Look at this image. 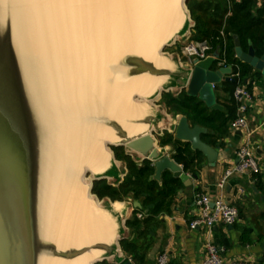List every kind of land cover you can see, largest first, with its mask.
Returning a JSON list of instances; mask_svg holds the SVG:
<instances>
[{"label": "bare ground", "instance_id": "obj_1", "mask_svg": "<svg viewBox=\"0 0 264 264\" xmlns=\"http://www.w3.org/2000/svg\"><path fill=\"white\" fill-rule=\"evenodd\" d=\"M15 13L31 41L43 96L60 127L57 169L46 215V239L61 249L80 250L112 242L116 222L89 192L85 170L110 166L107 143L118 138L111 127L90 126L96 115L114 118L130 137L148 125L146 99L167 76H129L117 64L137 54L157 68L174 69L160 50L184 20L183 0H13ZM127 74V75H126ZM117 204V207H121ZM98 249L74 258L47 257L43 264H93Z\"/></svg>", "mask_w": 264, "mask_h": 264}, {"label": "water", "instance_id": "obj_2", "mask_svg": "<svg viewBox=\"0 0 264 264\" xmlns=\"http://www.w3.org/2000/svg\"><path fill=\"white\" fill-rule=\"evenodd\" d=\"M187 2L183 0L184 20L181 27L162 46L160 51L163 54L166 47L174 46L192 32L194 22ZM233 38L236 58L259 71L264 80V56L258 57L253 47L245 52L239 37L234 35ZM168 58L174 64L172 70L157 68L137 54L124 55L117 64L129 76L145 73L167 76L162 87L148 98L133 96L134 101L140 99L138 103H143V100L150 102L149 112L144 118L129 120L131 124L148 125L145 133L130 137L122 125L107 116H92L88 121L90 126L111 127L118 138L116 143L106 144L112 158L105 171L96 174L84 171V176L91 179V196L116 222V237L112 242H98L80 250L61 249L46 239V215L56 176L60 122L46 104L42 77L38 74V59L31 41L24 35V26L15 13L13 0H0V264H43L47 257L74 258L90 248L103 252L93 262L98 264L121 252L120 241L124 239L126 230L125 212L121 213L113 207L111 200H101L93 193L96 181L107 180L112 184L109 179L117 170L113 148H124L140 165L142 161H150L155 169L151 180L161 183L163 174L170 172L184 186L192 184L183 166L165 155L164 149L159 147L157 129L163 118L159 116L155 103L161 100L164 93L185 90L209 109L222 111L224 108L218 103L214 85L222 86L224 82L234 84L237 80L232 77V65L216 67L217 53L204 61L194 60L192 68L182 64L180 58ZM247 82L248 79L245 84ZM153 97L155 99L149 100ZM172 121L171 131L175 138L190 144L192 150L207 157L210 166L214 165L217 153L202 140L206 129L198 125L192 127L185 116L174 115ZM262 200L264 202V195ZM133 208L142 210L143 207L135 201ZM119 260L117 264H134L132 260H122V255H119Z\"/></svg>", "mask_w": 264, "mask_h": 264}, {"label": "crops", "instance_id": "obj_3", "mask_svg": "<svg viewBox=\"0 0 264 264\" xmlns=\"http://www.w3.org/2000/svg\"><path fill=\"white\" fill-rule=\"evenodd\" d=\"M257 1L258 5H261V0ZM248 87L257 94L255 102L261 108L259 113L251 109L248 121L251 130L254 132L253 138L255 137V140L252 138L253 148L255 156L262 166V173L258 176L249 174L234 175L227 181L222 193L218 189L217 184L225 172L237 164L236 153L244 141L241 134L233 132L232 121L228 134L224 138L212 139L208 137L206 141L203 140L217 153L214 165L210 166L207 157L200 152V162L195 167L197 178L194 179L195 175L191 171L186 172L191 177L192 184L190 186H184L183 184L175 196L171 211L159 215L147 228L151 235L139 241L143 251L142 256L137 258V262L133 260V256L124 252L122 248L117 256L106 260V262L117 264L120 262L119 255H122V260H132L134 264H157L159 255L167 252L171 264H204L207 256L205 245L208 241H211L223 250L221 255L226 260H251L258 264H264V202L262 200L264 192L261 191L264 188V93L257 83L255 86L250 84ZM171 92L173 93V91ZM216 94L218 103L223 106L224 111L228 112L235 107L233 94L231 92L227 93L223 84L222 86H216ZM162 109L164 110V117L157 129L159 133L158 141H160L159 136H164L165 132L172 134V119L175 115L169 113L163 107ZM209 133L214 135V132H210L208 129L203 134ZM159 147H162L160 143ZM162 148L165 155L172 158L173 146L168 145ZM126 174L125 164L117 160V170L109 181L113 186H117L123 182ZM200 194H207L212 199L223 196L225 199L230 200L239 210L238 222L233 226L221 224L211 230L207 227L192 230L189 224L196 216L195 200ZM110 202L119 212H125L126 220L132 217L134 213L132 199L123 202ZM117 204L122 206L117 207ZM141 213L146 217V210L141 211ZM137 238L138 234H133L126 227L124 239L136 240Z\"/></svg>", "mask_w": 264, "mask_h": 264}, {"label": "trees", "instance_id": "obj_4", "mask_svg": "<svg viewBox=\"0 0 264 264\" xmlns=\"http://www.w3.org/2000/svg\"><path fill=\"white\" fill-rule=\"evenodd\" d=\"M187 6L194 22L191 32L192 40H208L214 51H220L228 64L236 66L234 70L239 71L242 83L247 79L263 81L259 71L236 58L233 36L239 37L245 52L253 47L258 57L264 56V0H261V5H258L257 0H188ZM236 83L224 82L223 87L227 93L233 94ZM161 102L169 113L187 117L192 127L198 125L214 132V135L203 134L202 140L205 141L208 137L224 138L228 134L231 122L236 118V105L228 112L211 110L185 90L178 95L171 92L164 93ZM159 139L162 147L173 146L172 159L183 165L185 172L191 171L194 175L197 174L195 167L199 165L200 152L193 151L190 144L177 140L174 134L169 132H165ZM113 151L116 159L125 164L127 174L123 182L117 186H113L107 180L96 181L93 193L101 200L123 202L132 199L133 202L141 203L142 210L135 209L132 217L126 220V227L133 234H138V238L120 241L122 250L133 256V260L137 262V258L142 256L143 251L139 241L150 237L151 233L147 228L159 215L171 211L175 196L183 183L174 178L170 172L163 174L161 183L151 180L155 169L150 161H142L140 165L136 159L126 153L124 148H113ZM261 191L264 192V188ZM145 210L148 211L146 217L139 219L138 212ZM98 264L109 263L104 261Z\"/></svg>", "mask_w": 264, "mask_h": 264}, {"label": "built area", "instance_id": "obj_5", "mask_svg": "<svg viewBox=\"0 0 264 264\" xmlns=\"http://www.w3.org/2000/svg\"><path fill=\"white\" fill-rule=\"evenodd\" d=\"M240 1V0H236ZM223 35V33H222ZM183 58H180L182 64H187L191 68L193 67L194 60L204 61L210 57H214L217 53L219 58L217 59L216 67H227L230 64L220 51H214L211 43L208 40L195 41L190 36L187 37L186 42L181 48ZM233 66V65H232ZM233 66L232 77L237 80L232 98L236 105V118L232 123V130L234 133H239L244 138L243 143L239 146L236 156L237 164L228 169L224 176L217 184L218 189L224 190L227 181L234 175H255L258 176L262 173V166L259 159L255 156L253 148V131L250 128L248 115L254 102L257 99V94L252 91L248 86L252 84L256 85L255 81L248 80L247 84L240 81V73L236 72ZM216 89V86L214 85ZM197 213L194 219L191 220L189 227L192 230H196L200 227H207L213 229L214 227L224 224L227 226L235 225L239 220V210L230 201L223 196L212 199L207 194H200L195 200ZM134 209V208H133ZM135 210V209H134ZM137 217L139 219L144 218V214L138 212ZM206 259L204 264H258L251 260H226L222 257L223 250L215 243L208 241L205 245ZM157 264H171L170 257L167 252H163L157 259Z\"/></svg>", "mask_w": 264, "mask_h": 264}, {"label": "rangeland", "instance_id": "obj_6", "mask_svg": "<svg viewBox=\"0 0 264 264\" xmlns=\"http://www.w3.org/2000/svg\"><path fill=\"white\" fill-rule=\"evenodd\" d=\"M188 7V6H187ZM190 36V35H189ZM186 39L187 38H184V39H180L174 46H172V47H166L165 48V50H164V53L165 54H167L168 56H172L175 60L177 59V58H183V56H182V53H181V48H182V46H183V44L186 42ZM256 81V83H257V85L261 88V90L263 91V93H264V82L262 81V80H258V79H256L255 80ZM172 93V92H171ZM173 94L174 95H178V92L177 91H174L173 92ZM153 99H155V97H153V98H151V99H149V100H153ZM161 100H162V98H161ZM161 100L158 102V103H155L157 106H158V114H159V116L160 117H164V110L162 109V107L163 108H165L164 107V105L162 104V102H161ZM235 103V102H234ZM160 106H162V107H160ZM166 109V108H165ZM256 113H259V111H260V109L261 108H259V105L257 104V102H254V104H253V108H252ZM156 114V113H155ZM253 140H255V137L253 138ZM87 178H89V176L87 177Z\"/></svg>", "mask_w": 264, "mask_h": 264}]
</instances>
